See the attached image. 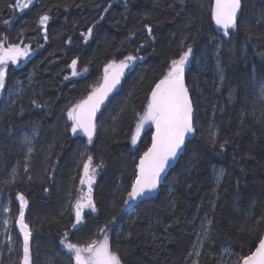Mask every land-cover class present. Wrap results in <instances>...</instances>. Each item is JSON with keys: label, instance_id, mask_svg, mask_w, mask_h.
Here are the masks:
<instances>
[{"label": "trees", "instance_id": "1", "mask_svg": "<svg viewBox=\"0 0 264 264\" xmlns=\"http://www.w3.org/2000/svg\"><path fill=\"white\" fill-rule=\"evenodd\" d=\"M212 1L33 0L21 12L16 0H0V35L8 43L23 40L33 53L8 66L0 92V189L12 220L19 212L17 194L28 201L32 258L69 264L60 244L64 234L80 244L103 239L100 228L113 216L116 223L107 236L123 264H239L255 249L264 230V104L254 85L264 81V0H242L237 26L227 39L213 25ZM44 13L51 17L46 41L38 24ZM4 20L11 23L5 26ZM145 25L151 26V36ZM91 26L92 37L85 42L80 33ZM187 45L193 48L185 83L195 137L159 194L121 213L138 158L150 146V129L136 146L131 144L135 122L155 82ZM129 54L143 59L125 71L122 87L98 116L93 142L73 136L67 108L102 82L106 63ZM73 59L82 73L76 77L68 67ZM16 84L22 91L6 106L7 92ZM30 129L37 136L26 158L18 139ZM89 155L94 164H103L92 186L97 211L85 209L77 231L71 226L72 205L82 194L79 179ZM220 170L224 175L217 182ZM205 225L209 234L201 243ZM198 244L199 255L193 251ZM9 259L3 257L0 264Z\"/></svg>", "mask_w": 264, "mask_h": 264}, {"label": "snow or ice", "instance_id": "2", "mask_svg": "<svg viewBox=\"0 0 264 264\" xmlns=\"http://www.w3.org/2000/svg\"><path fill=\"white\" fill-rule=\"evenodd\" d=\"M32 5L33 0H16V7L21 12L29 9ZM108 7H111V5L109 4ZM108 7L104 8V12L108 11ZM242 7V0H215L211 12L212 19L219 28L223 29L225 37L230 36L229 29L236 28L237 14L241 12ZM50 18L49 13L41 14L38 17V24L45 32V41L47 40V24ZM103 18V16H100V20H103ZM10 23L9 20L3 21L5 26ZM93 27H88L86 32L80 33L85 42L92 37ZM145 27L148 35L151 36V26L145 25ZM68 43H71L70 39ZM32 54L31 45L24 43L23 40L18 43H8L7 37L0 35V90L5 89L8 66L10 64L18 65L21 60H27ZM192 54V46L187 45L186 50L181 52L179 58L171 59L167 71L151 88L143 113L138 115V122L135 125L134 134L131 136V144L133 146L137 145L145 125L152 126L154 131L151 133V145L138 158V163L135 166V179L131 183L130 190L126 193L127 198L122 202L124 207L120 209L121 213L125 212L131 204L154 193L160 187L166 169L169 167V162L179 158V154L186 146V138L196 133L193 104L185 83V67L189 63ZM140 59H143V57L129 54L118 62L112 60L104 65L103 82L92 87L85 97L67 108L66 117L67 121L70 122L68 131L73 136L82 134L87 137L89 144L93 142L94 136L98 134L97 114L101 112V106L105 104L110 94L120 85L125 71L129 70ZM77 66V59H73L68 65L72 70V77L82 74L78 71ZM83 71L86 73L88 69L84 68ZM64 79L67 80L69 77L65 76ZM259 83L260 97L264 98V81ZM33 103L36 102L33 101ZM209 134L213 135L214 138L213 133L210 132ZM24 144L27 146L26 158H30L33 152L31 140L25 137ZM219 147L223 150L225 144H220ZM102 167V163H93L91 155L87 156L86 161L83 163L82 175L79 179L82 194L72 205L74 223L71 226L77 231H79L77 225L82 224L84 220V210L90 209L93 213L97 211L92 197V186L95 182L97 169ZM16 171L15 168L12 170L13 177H15ZM24 171L28 172L27 163L24 165ZM223 175V170H220L217 182ZM29 179H31L30 176ZM85 187L86 191L84 190ZM45 191L47 192L48 189H45ZM16 199L19 201L16 225L22 235L21 264H31L30 243L33 233L25 220L28 201L23 194L19 193ZM4 210L8 211L7 208ZM115 223L116 219L113 216L100 228L103 239H91L83 244L69 240L66 232L64 238L60 240V244L69 254V264H123L122 257L110 248L107 236L109 226ZM5 224H7V221H5ZM208 234L209 228L205 225L201 233V243L208 238ZM8 240H11L10 236ZM196 254L199 255V252ZM239 264H264V238H259L255 250L242 256Z\"/></svg>", "mask_w": 264, "mask_h": 264}, {"label": "rangeland", "instance_id": "3", "mask_svg": "<svg viewBox=\"0 0 264 264\" xmlns=\"http://www.w3.org/2000/svg\"><path fill=\"white\" fill-rule=\"evenodd\" d=\"M255 87L258 89V98L261 103L264 104V98L260 97V83L255 82ZM22 91V88L20 84H16L14 87L10 88V90L7 92L6 99H5V105H12L16 102L20 92ZM1 92V90H0ZM138 122V119L135 122ZM135 125L133 129V134L135 131ZM150 125H145L144 130L142 131L141 135L146 131L150 129ZM132 134V135H133ZM37 131L34 129H30L28 131L21 132L19 139H18V145L19 149L26 153L27 146L24 144L25 137L29 138L31 140L32 146L34 147V143L36 140ZM139 141V140H138ZM138 143V142H137ZM136 146V145H135ZM26 155V154H25ZM85 187V191H86ZM15 201L18 204L19 207V201L15 198ZM7 208L8 211H5L4 209ZM26 211V210H25ZM18 216V213L14 220L11 219L10 212H9V203L7 200V195L3 192V190L0 189V263L3 257H10L8 264H21L22 259V235L19 232V229L16 225V218ZM5 221H7V224H5ZM11 237V240H8V237ZM31 248V246H30ZM201 248V245H195L193 251L195 253L199 252ZM64 249V248H63ZM65 252H67L66 249H64ZM15 254L17 260H14V258L11 256ZM33 250L31 249V264H44V263H50L52 260L51 258L48 259L47 257H43L41 259L32 258ZM36 261V262H34Z\"/></svg>", "mask_w": 264, "mask_h": 264}, {"label": "water", "instance_id": "4", "mask_svg": "<svg viewBox=\"0 0 264 264\" xmlns=\"http://www.w3.org/2000/svg\"><path fill=\"white\" fill-rule=\"evenodd\" d=\"M214 4H215V0L212 1V8H213ZM212 8H211V10H212ZM238 15H239V13L237 14V18H238ZM212 21H213V25H214V27H215L219 32H221L222 37H223L224 39H227V37H225V36L223 35V29L219 28V27L215 24V21H214L213 19H212ZM231 30H232V29H229V32H230ZM124 79H125V73H124V76L121 78V83H120V85H118L117 89L114 90L112 94H110L108 100H109L114 94H116V93L119 91V89L122 87V84H123V82H124ZM102 82H103V81H102ZM102 82H101V83H102ZM149 96H150V95H149ZM108 100H106V101H105V104L101 106V112L103 111V109H104L106 103L108 102ZM101 112H100V113H101ZM100 113L97 114V117L100 115ZM194 116H195V114H194ZM150 131H151V133H152V131H154V128H153L152 126L150 127ZM80 135H81V136L87 141V137L83 136L82 134H80ZM194 137H195V134H194V135H190V136H188V137L186 138V144H187L188 142L192 141V140L194 139ZM87 142H88V141H87ZM150 145H151V136H150ZM184 149H185V148H184ZM183 152H184V150L179 154V158H178L177 160H174V161H170V162H169V167L166 169V173H165L164 177L162 178V181H161V185H160V187H159L154 193H152V194L146 196V197L143 198L142 200L155 198V197L159 194L160 188L162 187V185H163V183H164V180L166 179V177L168 176V174L170 173V171H172V170L174 169V167L176 166L178 160H179L180 157L183 155ZM137 163H138V162H137ZM142 200H138V201H142ZM138 201H136V202H138ZM262 238H264V230H263ZM257 245H258V244H257ZM254 250H255V249H254ZM254 250H253V251H254Z\"/></svg>", "mask_w": 264, "mask_h": 264}]
</instances>
